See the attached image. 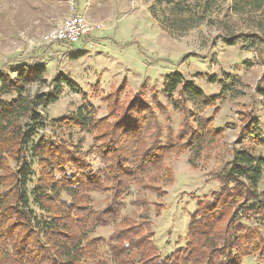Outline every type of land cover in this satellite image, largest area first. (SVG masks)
I'll return each instance as SVG.
<instances>
[{"label":"rangeland","instance_id":"1","mask_svg":"<svg viewBox=\"0 0 264 264\" xmlns=\"http://www.w3.org/2000/svg\"><path fill=\"white\" fill-rule=\"evenodd\" d=\"M76 13L92 24H102L109 38L95 43L100 40L90 36L84 43L93 45L79 43L74 47L44 44L46 33ZM250 34L260 37L251 47L242 39L234 46L228 43ZM18 62L46 67V84L35 83L28 94H48L60 86L58 102L43 111L50 125L45 134L53 140L69 134L53 122L75 115L85 98L96 108V118L106 119L104 126L112 129L118 122L113 114L122 117L123 110L138 97L150 105L145 116L128 112L134 121H145V146L165 155V170L150 172L151 188L133 184L123 199L119 221L108 227H92L88 238L103 239L98 249L108 264L115 263L107 242L117 229L126 227H121L123 218L151 223L156 261L186 248L191 214L198 202L211 201L221 190L218 176L225 163L236 151L264 158V146L242 128V119L253 116L264 142V6L243 9L235 0H0V71H8ZM174 73L193 80L205 95L217 97L215 105L198 116L211 119L212 131L203 139L197 156L185 151L183 145L200 131L198 124L192 114L176 110L163 94L166 78ZM61 77L75 83L81 93L66 83L58 84ZM14 97L0 94L7 100ZM103 131L85 136V150L112 144L128 150L131 139L124 131L119 134L113 130L115 142L99 138ZM125 157L130 158L129 151ZM93 166L95 172L106 167L99 157ZM113 186L92 194L89 209L104 210ZM258 190L264 206V175ZM244 205L234 207L221 227L225 228L234 215L252 243L259 244L239 263L264 264V210L250 212L249 205ZM141 235L131 238L137 241ZM237 237L234 246L244 245L242 231ZM224 251L218 250L214 257L220 264H232L222 262L223 256L231 257ZM134 261L138 263V259Z\"/></svg>","mask_w":264,"mask_h":264},{"label":"trees","instance_id":"2","mask_svg":"<svg viewBox=\"0 0 264 264\" xmlns=\"http://www.w3.org/2000/svg\"><path fill=\"white\" fill-rule=\"evenodd\" d=\"M235 2L243 9L264 6V0ZM238 38L229 39L228 43L234 46L242 39L248 48L260 40L256 34ZM5 70L0 71V94L15 97L0 98V264H108L98 249L103 239L88 238L92 227H108L119 221L123 199L133 184L151 188L150 172L165 170V155L145 146V121H134L128 112L130 109L134 115L145 116L150 105L138 97L123 110L122 117L113 114L118 122L112 129L104 126L106 119L96 118V108L85 98L75 115L53 122L69 130L66 138L53 140L45 134L50 125L43 111L58 102L60 86L52 93L30 95L32 85L46 84V67L18 62ZM61 83L81 93L66 77L58 80ZM163 94L176 110L194 117L200 131L186 141L183 149L200 155L203 139L212 131V121L198 116L214 106L217 97L205 95L193 80L180 73L166 78ZM252 117L242 119V128L264 146L259 123ZM102 128L99 138H110L109 142L116 141L112 135L115 130L119 134L124 131L131 139L126 145L128 150L112 143L85 150V136L96 135ZM210 136L214 137L212 133ZM128 151L130 158L125 157ZM98 157L106 167L95 172L93 165ZM263 175V157L246 150L236 151L219 172L221 190L211 201L198 202L197 210L191 214L186 248L156 261L151 223L123 218L120 224L126 227L117 229L107 242L110 258L115 264H134L136 259L135 264H220L214 254L225 250L231 257L221 256L222 262L240 264L259 244L252 243L248 233H244L247 229L240 228L234 215L225 228L221 225L234 207L245 204L250 212L264 210L258 190ZM111 184L113 192L107 207L102 211L89 209L91 195L110 190ZM240 230L244 245L234 246L233 239L238 238ZM137 235L141 236L134 241L131 237ZM233 247L234 251H230Z\"/></svg>","mask_w":264,"mask_h":264},{"label":"built area","instance_id":"3","mask_svg":"<svg viewBox=\"0 0 264 264\" xmlns=\"http://www.w3.org/2000/svg\"><path fill=\"white\" fill-rule=\"evenodd\" d=\"M102 24L90 23L82 14H74L43 37L44 44H65L74 47L77 43L88 39L96 31L103 30Z\"/></svg>","mask_w":264,"mask_h":264},{"label":"crops","instance_id":"4","mask_svg":"<svg viewBox=\"0 0 264 264\" xmlns=\"http://www.w3.org/2000/svg\"><path fill=\"white\" fill-rule=\"evenodd\" d=\"M81 10H83V8L81 7L80 8ZM76 14H79V13H76ZM74 15V14H73ZM61 18H63V16L61 17ZM104 30H100V31H96L92 36L94 37V40H100V41H95V43H104L105 42V40L106 39H108L109 37H106L105 35H104V32H103ZM109 30H106V32H108ZM85 42V40H83V41H81V42H79V43H82V44H84V45H93V44H91L89 41L88 42H86V43H84ZM79 43H77V44H79ZM96 45V44H95Z\"/></svg>","mask_w":264,"mask_h":264}]
</instances>
